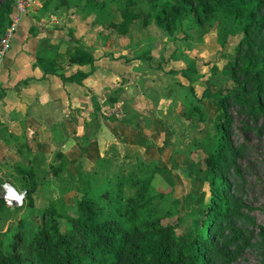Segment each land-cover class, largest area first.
I'll return each mask as SVG.
<instances>
[{
  "label": "rangeland",
  "instance_id": "obj_1",
  "mask_svg": "<svg viewBox=\"0 0 264 264\" xmlns=\"http://www.w3.org/2000/svg\"><path fill=\"white\" fill-rule=\"evenodd\" d=\"M161 1L137 0L133 10L139 17L122 33L114 24L121 20L123 0H106L105 8H97L82 20L70 7L74 3L65 6L60 0H48L52 14L71 33V41L85 38L96 55L138 59L132 71L118 73L116 95L112 90L108 93L122 102H103V108L98 103L90 105L95 118L89 117L83 134L92 139L103 135L100 129L111 134L114 126L122 128V139L114 134V141L102 143L103 158L110 157L112 162L104 172L151 176L149 193L162 223L173 226L177 237L186 242L200 226L211 197L204 158L216 149L221 116L215 100L205 96L230 90L225 100L228 148L218 168L230 218L218 221L220 230L212 235L206 264H264V79L257 85L259 73L251 67L243 69L248 59L250 63L264 61V25L253 44L244 42L240 26L223 14L200 22L188 12L177 18L173 30L166 31L154 22L153 4ZM51 22L50 26H58L55 19ZM234 93L246 103L235 100ZM250 104L259 108L252 109ZM66 117L60 109L52 116L55 123L48 121L50 140L33 134L15 136L0 124V144L15 159L13 163L0 161L3 252L12 250L15 234L25 231L31 236L37 231L50 203L59 208L62 200L66 214L75 215L83 182L104 173L100 158L94 160L87 150L80 154L78 150L72 159L75 171H66V163L57 176L51 174L49 164L60 162L55 153L64 143L81 150L71 128L78 125V117L70 124L65 123ZM16 163L33 169L34 192L27 193L30 179L15 170ZM6 190L15 200L6 202ZM68 226L59 218L61 231Z\"/></svg>",
  "mask_w": 264,
  "mask_h": 264
},
{
  "label": "trees",
  "instance_id": "obj_2",
  "mask_svg": "<svg viewBox=\"0 0 264 264\" xmlns=\"http://www.w3.org/2000/svg\"><path fill=\"white\" fill-rule=\"evenodd\" d=\"M123 1L121 20L114 25L120 32L126 33L128 25L139 16L133 10L137 0ZM71 2L83 4L77 6L84 16L96 13L97 8L103 9L107 4L106 0H60L59 3L68 6ZM153 6L156 10L154 22L166 31L173 30L177 18L188 12L200 22H207L217 14L226 15L240 26L243 41L247 44L255 43L258 34L263 31L264 0H162ZM41 7L46 9L48 0H43ZM10 10L9 2L4 0L0 5V31ZM64 61L90 66L87 72L77 71L70 76L57 74L63 82L80 83L93 70L95 57L89 48L78 43L68 45L64 52H56L51 57L36 59L40 67L51 64L54 73ZM263 64L264 61L250 63L248 59L243 67L244 70L251 67L259 73L257 85L264 79ZM230 93V90H218L205 96L215 100L221 119L216 125V149L204 158L205 167L210 172L209 206L189 241L180 240L173 226L162 223V216L149 193L151 176L142 178L134 173L118 172L107 174L104 171H109L112 166L108 157L101 158L104 173L83 182L75 203V215L66 214L62 200L59 208L50 203L33 235L28 236L25 231L15 234L10 252H3L0 245V264H206L212 248V235L220 230L218 221L230 218L225 183L218 173L228 148L226 122L229 119L225 100ZM232 95L235 100L246 103L235 93ZM249 106L259 108L258 105ZM194 110L199 111V108L194 107ZM55 157L60 162L51 166L50 172L57 176L65 161L59 151ZM15 170L30 179L27 193L34 192L37 185L33 180V169L16 163ZM59 218H64L69 224L63 231L59 227Z\"/></svg>",
  "mask_w": 264,
  "mask_h": 264
},
{
  "label": "crops",
  "instance_id": "obj_3",
  "mask_svg": "<svg viewBox=\"0 0 264 264\" xmlns=\"http://www.w3.org/2000/svg\"><path fill=\"white\" fill-rule=\"evenodd\" d=\"M41 4V0H32L27 12L17 19L10 47L1 61L0 124L7 129L8 133L15 136L33 134L37 138L50 140L52 139V129L47 124L50 120L52 121L51 124L55 123L52 116L57 110L61 109L65 112V116H67L64 118L67 120L65 123L70 124L75 121L74 117H78V125H73L71 128L72 135L79 137L76 140L81 150L78 149L76 144L64 143L62 145L63 149L59 151L65 161L63 167L67 163L66 171H72V169L75 171L72 159L76 158L75 153L78 150L79 154L80 151L85 152L87 150L94 156V160L101 159L105 155L103 150L106 148L102 144L105 140L112 141L113 139L114 141V134L119 139L123 138V130L120 126H114L111 134L106 133L105 128L100 129L98 131L99 133L103 132V135L96 134L92 139L83 134V127L84 125L87 126L86 123L90 116L95 118L93 110L90 114V105L93 103L102 106L103 102H115L113 104L122 102L121 99L117 98L116 100L113 98L114 96L108 97V95L111 90L113 91L112 95H116L114 91L118 86L115 82L118 73L121 71V73L127 74L132 71L130 68L134 61L138 59H127V57L121 59L109 54L106 56L96 55L86 44L85 38L82 41H77V39L71 41V33H66L63 22H60L52 14L53 8L43 9ZM74 4L70 6L74 7L73 13L78 19H84L85 16L81 13V8ZM14 14L15 10H10L9 16ZM53 19H55V24H58V26H50ZM78 43L89 48L95 57L93 70L80 83L74 81L63 82L57 74L70 76L77 71L87 72L90 71L88 64H68L64 61L54 73L51 64L40 67L36 62L38 57H51L56 52H64L68 45ZM120 59L122 62H120ZM124 89H127V86ZM65 123L64 125H66ZM136 123L137 125L140 124L139 121H136ZM66 130L68 131L67 134L71 135L68 125H66ZM7 153L12 152L9 149L5 151L0 144V161L7 160L13 163L14 157L12 154ZM65 155L68 161H66ZM58 164L50 162L49 169L51 166Z\"/></svg>",
  "mask_w": 264,
  "mask_h": 264
},
{
  "label": "built area",
  "instance_id": "obj_4",
  "mask_svg": "<svg viewBox=\"0 0 264 264\" xmlns=\"http://www.w3.org/2000/svg\"><path fill=\"white\" fill-rule=\"evenodd\" d=\"M10 4L11 10H15V14L9 16V13L6 14V22L4 28L0 31V64L1 61L10 47V41L12 34L15 29V24L17 19L24 13L27 12L32 0H7ZM6 202L15 200L10 196L8 190L4 195Z\"/></svg>",
  "mask_w": 264,
  "mask_h": 264
}]
</instances>
